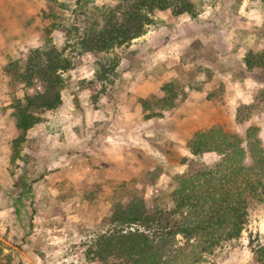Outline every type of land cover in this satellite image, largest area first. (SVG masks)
Masks as SVG:
<instances>
[{
	"label": "rangeland",
	"instance_id": "obj_1",
	"mask_svg": "<svg viewBox=\"0 0 264 264\" xmlns=\"http://www.w3.org/2000/svg\"><path fill=\"white\" fill-rule=\"evenodd\" d=\"M190 1L195 4L196 19L181 23L167 13L156 15L155 24L146 29V35L131 43L139 44L138 47L113 49L112 57L118 61L114 76L91 89L88 81L94 68L92 59L79 49L71 53L74 65L64 75L67 81L61 96L66 97L67 91L71 90L76 93L86 91L88 97L80 99L86 107L89 103L94 106L97 103L100 107L106 101L123 99L130 82L136 84L144 75L140 74V69L148 66L150 71L154 70L157 51L175 52L180 63L175 73L178 80L188 88L201 89L199 86L202 84V89L211 92L209 102L216 114V125L212 127L220 126L235 135L243 129L238 125L236 115L232 126L229 123L222 125L223 122L216 119L226 116L221 106L226 103L225 90L228 89L234 96L236 114L240 110L242 117L246 114L254 116L251 124L264 132V71L248 72L244 66L246 53L264 49V0ZM115 4V0H51L56 17L68 16L70 12L66 10L72 11L71 20L82 28L88 26L84 21L97 19L100 8H112ZM49 22L45 20L47 26ZM57 24H60L59 20ZM60 37L56 34L51 38L58 49L64 46V37ZM75 42L72 40L71 45ZM141 50L143 56L139 57ZM84 77L86 79L81 81L80 78ZM16 86L10 88L7 84L5 94L10 99L6 100L9 105L3 108L0 102V109L9 110L5 113L7 127L0 129V139L3 137L8 145V159L0 160V264H96L90 262L86 255L89 242L99 232L102 220L110 215L113 202L117 199L127 204L126 196L133 189L136 196L149 198L155 188L166 187L164 175L182 173L184 167L180 169L179 165L183 158L189 157L188 151L180 157L167 151V160H164L160 155L153 157L145 150L144 171L136 169V176L129 182L123 181L118 168L115 171L110 168L109 172H100L97 176L88 173L86 178H81L82 181L66 175L62 180L60 171L64 168L65 173L70 164L66 166L62 161L64 164L59 168L58 160H63L65 153L75 151L72 148L71 152L67 150L69 143L75 141L65 133V126H68L66 118L57 112L43 115L35 130H31L32 134L28 131L23 137H18L13 126L8 125V119L9 122L14 121L10 116L14 90L17 98L30 94L31 90ZM65 97L64 106L69 100ZM129 101L135 105L134 100ZM68 118L76 119L77 115H69ZM0 121H4L1 114ZM137 157L140 163L143 157ZM80 164L82 166L83 163H74L77 170H80ZM42 174L43 178L39 179ZM89 176L93 178L89 179ZM63 185L60 189L59 186ZM250 235L258 236V243L264 244V208L250 212L240 248L219 263L250 264L247 248Z\"/></svg>",
	"mask_w": 264,
	"mask_h": 264
},
{
	"label": "trees",
	"instance_id": "obj_2",
	"mask_svg": "<svg viewBox=\"0 0 264 264\" xmlns=\"http://www.w3.org/2000/svg\"><path fill=\"white\" fill-rule=\"evenodd\" d=\"M45 2L42 18L51 21L44 29L43 45L27 50L3 69L10 88L17 85L31 90L22 98H17L14 90L10 116L18 137L26 135L45 113L61 106L67 81L64 75L74 65L71 53L79 49L92 59L94 68L88 81L91 89L114 76L118 61L112 57L113 49L138 47L131 43L146 35L156 15L167 13L181 23L197 17L190 0H115V6L100 8L97 19L84 21L88 26L82 28L71 20L72 11L65 9L70 14L58 18L52 12L51 0ZM54 31L64 37L62 49L49 37ZM72 40L76 44L71 45ZM244 66L248 72L264 71V49L246 53ZM161 91L164 97L157 105L162 109L174 107L172 101L178 96L174 86L163 84ZM239 112L236 121L243 129L238 135L220 126L194 133L187 144L189 157L181 161L184 171L164 175L166 187L155 188L149 198L136 196L133 189L126 196L127 204L116 199L110 215L102 220L99 232L89 242V261L220 264L240 248L250 212L264 208V132L251 124L254 116L242 117ZM258 239L251 235L248 239L250 264H264V244Z\"/></svg>",
	"mask_w": 264,
	"mask_h": 264
},
{
	"label": "crops",
	"instance_id": "obj_3",
	"mask_svg": "<svg viewBox=\"0 0 264 264\" xmlns=\"http://www.w3.org/2000/svg\"><path fill=\"white\" fill-rule=\"evenodd\" d=\"M45 9V0H0V102L2 101L3 108L9 105L6 100H10L5 94L8 80L3 69L9 62L19 59L27 50L43 45L46 38L44 29L47 26L45 19L42 18V12ZM56 34L62 37L56 31L49 37L54 38ZM156 57L153 63L154 66L156 65L154 70L150 71L148 66H144V70L140 69V74L144 73L143 77L141 76L136 84L130 82L123 99L106 101L100 107L96 103V108L89 105L88 109L80 102V99L88 97L86 91L76 93L71 90L67 91L66 97L61 96L62 104L54 110L55 112L45 113V115L50 113L52 115L57 112L64 116L68 124L67 127L65 126V133L70 138L73 137L72 141H75L67 146L68 152H71L70 148H72L75 150L74 153H65L66 157L58 160L59 168L64 164L62 161L66 162V166L70 164L65 173H63L64 168L59 169L62 171H60V179L69 177L82 181L81 178H86L88 173L97 176L100 172H109L110 168L111 170L118 168L122 173L123 181L129 182L136 176L134 174L136 169L144 171L145 150L153 157L160 155L164 160H167V151L174 152L180 157L188 151L187 144L194 133L216 125L214 107L209 102L211 92L202 89V86L204 87L202 84L199 86L202 90L196 89L197 87L188 88L182 84V80H178L175 73L180 66L179 55L175 52L166 53L160 50L156 52ZM80 79L83 81L86 77ZM163 84H172L175 93L178 94L172 101L175 104L174 107L170 109H162L160 105H157L164 97L161 91ZM230 96L233 95L226 89V103L221 106L226 116L216 118L219 123L223 122L222 125L229 123V126H232L234 123L236 103L233 104L234 96L231 98ZM64 97L69 99L65 106ZM128 98L134 100L135 105ZM1 111L4 110L0 109L4 121H0V129L5 130L7 127L5 113L9 110L5 109L4 113ZM74 114L77 115L76 119L68 118L69 115ZM8 125L15 129L14 121L9 122L8 119ZM37 126L38 124L29 130L31 134V130H35ZM7 148L8 145L2 137L0 139L1 161L8 159ZM156 148L160 150V153ZM137 155L143 157L140 163ZM76 161L83 163L82 166L78 165L80 170L74 166ZM81 168L85 172L84 176H82ZM179 168H182L181 164ZM55 169L58 170V168ZM74 171L77 172L72 175ZM93 176H89V179ZM62 187L64 185L59 186L60 189Z\"/></svg>",
	"mask_w": 264,
	"mask_h": 264
}]
</instances>
